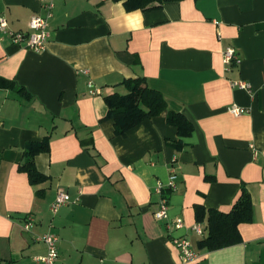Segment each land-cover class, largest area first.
<instances>
[{
    "label": "crops",
    "instance_id": "crops-1",
    "mask_svg": "<svg viewBox=\"0 0 264 264\" xmlns=\"http://www.w3.org/2000/svg\"><path fill=\"white\" fill-rule=\"evenodd\" d=\"M49 1L43 51L0 37V264H40L34 257L47 248L37 237L48 232L59 237V264H183L171 241L179 235L201 255L193 264H264V0H172L133 11L115 0H0V14L27 31ZM227 47L239 63H224ZM139 76L192 122L191 135L180 136L166 110L116 134L105 96L127 93L125 81ZM239 80L249 88L233 85ZM232 105L247 111L236 115ZM30 142L49 148L34 156L46 176L35 184L20 170ZM172 166L169 215L185 223L169 231L155 217V185ZM243 186L253 220L239 224L241 241L200 248L209 209L229 212ZM60 189L71 201L54 214Z\"/></svg>",
    "mask_w": 264,
    "mask_h": 264
},
{
    "label": "trees",
    "instance_id": "trees-1",
    "mask_svg": "<svg viewBox=\"0 0 264 264\" xmlns=\"http://www.w3.org/2000/svg\"><path fill=\"white\" fill-rule=\"evenodd\" d=\"M123 1L127 11L146 9L154 2L172 0H115ZM7 82V81H5ZM128 92L121 94L114 92L105 96L108 105L107 118L114 120L116 134L124 135L135 125L144 120L157 116L167 111V121L178 129L182 137L192 134L194 125L181 112L168 109V103L158 90L152 89L144 76L125 81ZM15 86L14 82H9ZM46 142H30L25 149L26 161L21 164L20 170L27 172L32 184L46 180V176L40 173L34 163V156L42 151H47ZM202 211V213H201ZM203 209L198 208V221L205 219ZM253 220V205L248 189L243 186L242 192L229 212L218 209H209L207 236L199 241L200 248L216 250L241 241L238 229L240 223Z\"/></svg>",
    "mask_w": 264,
    "mask_h": 264
},
{
    "label": "built area",
    "instance_id": "built-area-1",
    "mask_svg": "<svg viewBox=\"0 0 264 264\" xmlns=\"http://www.w3.org/2000/svg\"><path fill=\"white\" fill-rule=\"evenodd\" d=\"M54 4L52 1L46 3L47 14L44 16L41 13L32 15L29 21V29L27 31H14L9 28V23L6 17L0 14V37H8L12 42L23 45L24 47L41 52L46 48L50 38V31L48 29V19L52 16ZM241 58L237 55L235 48L227 47L223 51V61L226 64L233 62L239 63ZM87 72V70H85ZM233 85L244 89L249 88V84L244 80L234 81ZM89 91L92 94H100L101 88L97 87L92 80L88 82ZM230 111L236 115L242 114L247 110L238 105H232ZM177 169L175 166L170 168V173L166 181L158 180L155 185V190L160 194L159 208L155 212V217L166 221V226L169 231L180 229L184 226V219L182 217H175L172 219L169 215V197L168 193L177 189ZM71 201V196L65 190L60 189L56 200L51 206V211L55 214L59 209ZM34 224V216L27 215L23 223L25 230H31ZM192 228L200 235H204V229L201 223H195ZM37 240L45 243L47 251L43 255H36L35 261L40 264H59V237L51 232L42 234L37 237ZM172 244L178 249L180 259L183 264H193L201 259L192 242L185 235L172 236Z\"/></svg>",
    "mask_w": 264,
    "mask_h": 264
},
{
    "label": "rangeland",
    "instance_id": "rangeland-1",
    "mask_svg": "<svg viewBox=\"0 0 264 264\" xmlns=\"http://www.w3.org/2000/svg\"><path fill=\"white\" fill-rule=\"evenodd\" d=\"M122 93H124V91H121Z\"/></svg>",
    "mask_w": 264,
    "mask_h": 264
}]
</instances>
